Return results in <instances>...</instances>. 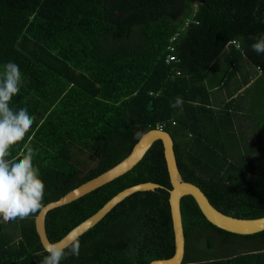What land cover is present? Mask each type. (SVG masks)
Returning a JSON list of instances; mask_svg holds the SVG:
<instances>
[{
  "label": "trees",
  "instance_id": "obj_1",
  "mask_svg": "<svg viewBox=\"0 0 264 264\" xmlns=\"http://www.w3.org/2000/svg\"><path fill=\"white\" fill-rule=\"evenodd\" d=\"M261 35L264 0H0V73L8 62L19 66L21 90L10 107L33 118L10 158L34 152L46 206L161 128L173 140L184 182L226 216L263 218L264 54L251 49ZM177 97L182 107L173 108ZM143 183L161 188L116 205L78 238L79 257L61 264L171 258V185L160 141L128 173L48 212L47 238L60 241ZM180 211L182 264H264V231H222L190 196ZM38 213L0 223V264H40L47 255L35 229Z\"/></svg>",
  "mask_w": 264,
  "mask_h": 264
},
{
  "label": "water",
  "instance_id": "obj_2",
  "mask_svg": "<svg viewBox=\"0 0 264 264\" xmlns=\"http://www.w3.org/2000/svg\"><path fill=\"white\" fill-rule=\"evenodd\" d=\"M157 141H160L162 144L166 170L171 185L168 203L174 239V254L169 259L154 260L149 264H182L185 254V237L182 226L180 201L186 196L192 197L199 211L208 223L222 231L240 236L254 235L264 231V217L247 220L226 216L217 211L209 203L206 196L197 186L184 182L177 167L173 140L169 134L163 130L154 129L145 133L134 145L130 154L120 163L98 177L80 185L57 201L47 204L43 210L38 213L35 217L34 224L42 248L44 249L48 243H51L45 232V218L48 212L68 205L128 173L143 159L151 146ZM160 188L161 186L157 184L143 183L123 190L109 200L98 212L72 229L65 237L58 241V243L64 247L69 246L74 240H77L80 236L95 227L116 205L129 196L135 193L154 191Z\"/></svg>",
  "mask_w": 264,
  "mask_h": 264
},
{
  "label": "clouds",
  "instance_id": "obj_3",
  "mask_svg": "<svg viewBox=\"0 0 264 264\" xmlns=\"http://www.w3.org/2000/svg\"><path fill=\"white\" fill-rule=\"evenodd\" d=\"M253 39L256 42L251 45L252 51L264 54V35ZM21 85L19 66L8 62L0 73V223L6 225L25 220L45 207V184L33 164L34 152L29 149L20 158H10L11 150L24 141L33 125V118L26 108L13 110L10 107ZM182 104V99L177 97L171 107L179 108ZM44 251L47 255L40 264H61L69 256L79 257L80 243L77 239L64 247L58 242H51Z\"/></svg>",
  "mask_w": 264,
  "mask_h": 264
},
{
  "label": "built area",
  "instance_id": "obj_4",
  "mask_svg": "<svg viewBox=\"0 0 264 264\" xmlns=\"http://www.w3.org/2000/svg\"><path fill=\"white\" fill-rule=\"evenodd\" d=\"M172 60H173V58L172 57H169L168 61L170 62ZM158 129L161 130V128H158Z\"/></svg>",
  "mask_w": 264,
  "mask_h": 264
},
{
  "label": "crops",
  "instance_id": "obj_5",
  "mask_svg": "<svg viewBox=\"0 0 264 264\" xmlns=\"http://www.w3.org/2000/svg\"><path fill=\"white\" fill-rule=\"evenodd\" d=\"M216 98H217V101H221V98H219V97H217V96H216ZM258 262H260V263H261V261H260V260H258Z\"/></svg>",
  "mask_w": 264,
  "mask_h": 264
}]
</instances>
